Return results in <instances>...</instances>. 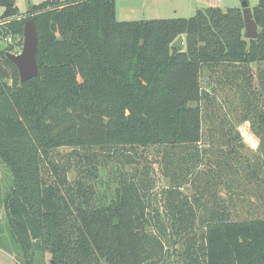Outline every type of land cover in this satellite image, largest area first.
I'll return each instance as SVG.
<instances>
[{"label": "trees", "instance_id": "16d2710c", "mask_svg": "<svg viewBox=\"0 0 264 264\" xmlns=\"http://www.w3.org/2000/svg\"><path fill=\"white\" fill-rule=\"evenodd\" d=\"M0 6L4 206L24 264L29 243L50 264H171V249L180 264H264V0L255 39L240 7L118 21L115 0H45L25 81L5 51L26 18Z\"/></svg>", "mask_w": 264, "mask_h": 264}, {"label": "rangeland", "instance_id": "374dc122", "mask_svg": "<svg viewBox=\"0 0 264 264\" xmlns=\"http://www.w3.org/2000/svg\"><path fill=\"white\" fill-rule=\"evenodd\" d=\"M45 0H14L18 13L23 15L26 19L31 18V7L38 5ZM211 0H115V19L118 21L129 20H145L154 18H189L193 16L197 8L208 6ZM242 0H219L218 6L222 9L229 7H241ZM248 6L254 8L258 0H246ZM3 13V7L0 6V16ZM202 86L207 91H211L214 87L212 83H208L207 76L202 74ZM212 86V87H211ZM238 129L242 136L245 146L254 151L259 145V139L254 134L249 121H242L238 125ZM256 143L257 147L252 148L250 145ZM68 147H63L58 150V155L61 156ZM104 181L107 182L103 176ZM72 172L70 173V176ZM162 183V180L160 181ZM13 186V174L11 169L0 158V264H24L23 251L13 234L6 216L4 206V198ZM28 257H30L33 264H50L51 258L49 253L42 252L39 246L35 243H29ZM172 256L170 259L171 264L177 263L176 255L171 249ZM52 264V263H51Z\"/></svg>", "mask_w": 264, "mask_h": 264}, {"label": "water", "instance_id": "95a60500", "mask_svg": "<svg viewBox=\"0 0 264 264\" xmlns=\"http://www.w3.org/2000/svg\"><path fill=\"white\" fill-rule=\"evenodd\" d=\"M244 20L243 37L246 39H255L259 36L257 24L253 18L252 9L248 3L243 2L240 7ZM172 48L183 49L184 42L182 36H178L172 43ZM38 34L33 18L26 19L23 25V42L21 50L18 53L5 51L6 57L15 64L20 81H25L38 74L37 63ZM6 49V44L0 40V51ZM54 264L53 262H51Z\"/></svg>", "mask_w": 264, "mask_h": 264}, {"label": "crops", "instance_id": "0c3cea01", "mask_svg": "<svg viewBox=\"0 0 264 264\" xmlns=\"http://www.w3.org/2000/svg\"><path fill=\"white\" fill-rule=\"evenodd\" d=\"M205 1L207 2V0H205ZM218 4H219V0H211V2H208V6L219 7ZM205 7H207V6H204V7H201V8H205ZM219 8H221V7H219ZM197 9H200V8H197ZM222 10H225V9H222ZM182 38H183V42H184V40H185L184 36H182ZM184 47H185V42H184Z\"/></svg>", "mask_w": 264, "mask_h": 264}, {"label": "clouds", "instance_id": "9594fccd", "mask_svg": "<svg viewBox=\"0 0 264 264\" xmlns=\"http://www.w3.org/2000/svg\"><path fill=\"white\" fill-rule=\"evenodd\" d=\"M250 146H251L252 148H256V147H257V144H256V143H252Z\"/></svg>", "mask_w": 264, "mask_h": 264}]
</instances>
